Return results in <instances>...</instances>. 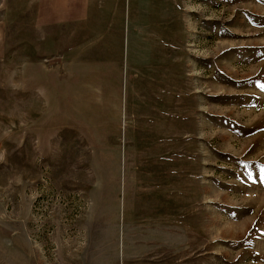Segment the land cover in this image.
<instances>
[{"label": "rangeland", "instance_id": "374dc122", "mask_svg": "<svg viewBox=\"0 0 264 264\" xmlns=\"http://www.w3.org/2000/svg\"><path fill=\"white\" fill-rule=\"evenodd\" d=\"M81 1L0 0V264H264V0Z\"/></svg>", "mask_w": 264, "mask_h": 264}, {"label": "crops", "instance_id": "0c3cea01", "mask_svg": "<svg viewBox=\"0 0 264 264\" xmlns=\"http://www.w3.org/2000/svg\"><path fill=\"white\" fill-rule=\"evenodd\" d=\"M81 0H64V7L66 8L64 10V13L62 15L63 20L60 21V24L63 26L71 25V31L70 33H76L77 32V20L81 17L84 16V14L87 11L94 10L95 7H86L84 10L83 14L79 13V11H83L82 6H81ZM104 9L110 11L113 9L115 2L117 0H104ZM113 2V3H111ZM145 0H136L135 5L137 6V9H141L142 6H144ZM67 5V6H66ZM107 12V11H106ZM90 14V13H89ZM135 22V29L132 31L136 35V42L135 44L137 45V42L140 44V48L142 50H145L148 47V34L146 29V25L141 22L139 19ZM146 18H142V20H145ZM74 43L72 44V47H77L79 44V40L77 37H74L72 40ZM66 49V48H65ZM81 65H80V58L77 54V51L71 50L70 52L67 51H60L59 52V77H60V82H67V83H78L82 80L80 76H82V70H81ZM173 86V83L171 87ZM166 87L168 88L169 85L168 83L166 84ZM177 87V84H176ZM75 88V87H72Z\"/></svg>", "mask_w": 264, "mask_h": 264}]
</instances>
